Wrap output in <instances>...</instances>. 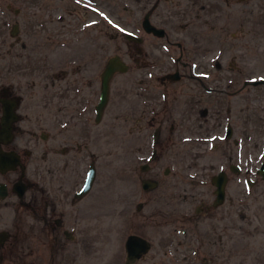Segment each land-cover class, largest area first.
<instances>
[{
	"label": "rangeland",
	"instance_id": "obj_1",
	"mask_svg": "<svg viewBox=\"0 0 264 264\" xmlns=\"http://www.w3.org/2000/svg\"><path fill=\"white\" fill-rule=\"evenodd\" d=\"M44 1L49 7V0L41 3ZM40 4L38 0H0V91L6 60L4 41L16 40L9 33L11 24L18 23L31 46L38 33L30 30L34 20L47 25L48 19L53 18L50 11L37 10ZM57 4L63 10L67 2ZM188 4L186 0H101L99 7L86 5L84 0L68 3L79 17L83 15L81 7L87 6L89 10L98 9L103 18L98 48L96 42L90 44L81 35L82 42H87L84 66L92 81L87 85L88 132L82 151L76 152L79 159L73 165L75 182L70 185L73 189L81 183L87 160H91L95 167L91 187L71 207L66 203L68 199L59 207V198L55 197L59 179L48 170L49 166L53 170L57 154L40 159L37 151H32L23 156L27 188L22 199L31 201V205L37 200L39 193L34 182L39 166L46 198L56 205L52 216L69 218L65 226L73 235L63 239V252L56 246V264L61 258L67 264H122L123 241L128 233L139 234L150 243L146 253L133 264H264V177L254 171L264 160V83L242 85L243 79L264 77V0H202ZM210 5L212 11H205ZM14 8L18 11L14 12ZM149 8L150 22L162 26L170 40L182 41V59L193 65L191 72L216 74L206 80L215 91L202 93L206 106L202 124L200 118H195L198 114H186L185 120L177 123L188 97L184 85L192 84L191 81L157 89L160 94L153 106H160L163 90L169 105L160 125L163 140L157 143L152 142L151 133L158 125L148 123L141 91L156 83L151 74L159 71L158 66L173 64L177 48L141 30L139 20ZM126 32L143 37L140 52L125 37ZM150 48L152 63L146 59ZM112 54L120 55L127 70L112 75L103 114L94 122L91 104L97 97L98 72ZM56 66L58 72L62 64ZM34 113L32 108L22 113L26 118L20 122L24 125L18 133L21 141L31 138L27 131H36L31 120ZM142 113L146 117L136 122L133 116L140 117ZM226 122L231 133L223 138ZM50 134L57 139L73 137L76 128L57 126ZM33 146L28 142L23 147ZM152 148L158 153L154 160L137 154L142 150L149 153ZM142 162L148 163L150 169H139ZM229 164L237 165L238 170H230ZM163 166H168L169 171L163 173ZM62 168L58 165L56 172L61 173ZM220 168L227 174L225 195L222 203L211 206L209 176ZM143 177L156 183L143 190L139 182ZM0 179L6 176L0 174ZM20 199L12 192L0 199V230L8 232L0 264H22L23 256L26 261L37 256L38 236L31 232L34 216L31 209L17 204ZM43 251L42 257H47L49 245L45 244Z\"/></svg>",
	"mask_w": 264,
	"mask_h": 264
},
{
	"label": "flooded vegetation",
	"instance_id": "obj_2",
	"mask_svg": "<svg viewBox=\"0 0 264 264\" xmlns=\"http://www.w3.org/2000/svg\"><path fill=\"white\" fill-rule=\"evenodd\" d=\"M41 1L42 0H38L39 4L41 3ZM62 1L67 2L66 8L63 10L61 9V5L57 4V2L62 3ZM84 1L86 2V5L91 4L96 5L97 7L100 6L101 2V0ZM186 1H188L189 4H194L202 0ZM72 2L73 0H49V7H47L45 1L44 3L38 5L39 9L37 10H40L41 13H44L46 10H48L52 12L53 18L48 19L47 25H42L41 22H39V20L37 19L34 20V23H32V28L30 30H33V32H36L38 30V33L36 34L37 40L33 41L31 46H29V44L27 43L26 39L22 35V32L19 31V25L17 22L11 24V28L9 31L11 35L15 36L16 40H11L9 42L4 41V45L6 44L7 47L5 48L6 60H4L3 64L4 80L2 89L0 91V98L6 99L7 104L10 106L13 117L10 120V136L7 140L0 141V148L4 151L14 152L18 156V160L20 161L22 167L16 165L13 169L0 172V174H2L3 176H6V179H0V182H3L6 185L5 197L12 192L18 198H21L17 202L18 205L32 210L35 227L34 230L32 228L31 232L34 233V236L37 234V240L39 241H37L38 243L36 244L37 246H39V249L37 250V256L35 255V259L33 260V258H29V256L33 257V255L29 253V259L27 261L25 256H23L24 259L21 261L22 264H56V246H58L59 250L63 252V250L60 249L61 247H63V239H70L73 235L70 227L65 226V224L67 223L66 221L69 218L66 219L65 217H59L56 215L52 216V212L55 210L56 205L52 203V200L50 198H46V188L41 185L43 175L40 174V172L42 173L41 167L37 166V168L35 169V176L37 180L34 183L36 184V187H38L37 189L39 193L37 196V200L33 202V205H31V201H25L22 199L27 188V184L25 182L26 164L23 161V156H29L32 151H37L38 158L40 159H43V157L45 156L52 155L53 153L57 154L56 161H54L51 166L53 170L50 168V166L48 167V170L53 173V176H56L59 179L57 184H60V187L58 188V192H55V197L59 198V207L63 206L64 199H68L66 203L70 205L69 207H71V204L73 205V202L81 198L91 187L90 185L86 192L78 194L84 182L89 164H92L94 167V164L91 160H87L81 183H78L79 185L73 189H71L70 185L75 182L72 179L73 174H75L73 165L74 163L77 165L76 160L79 159V157L76 156V152H78V150L82 151V147L84 146V137L88 132L86 117V112L88 111L89 106L87 85L90 81H92V79H88V69L86 66H84V61L86 62L88 58H83V54L85 53L86 49L84 46L87 47V42H82L81 35L86 41H90V44H94L96 42L95 46H97L98 48L102 41L103 18H101V16L98 14V9L94 10L91 8L89 10L87 6H80L83 10V15L81 17H79L76 13L73 14V7L68 5V3L71 4ZM200 7H202L203 9L205 8L203 4H200ZM151 8L144 11L141 19L139 20L141 30L146 35L162 38L165 43L174 45L177 48V54L173 58L172 65H168V62H166L161 64V68L159 66V68L156 66L159 71H156L152 74H143L145 76L150 74L155 76V78L152 80H155L156 83L149 84V88L141 91V101L145 104L146 107L144 111L149 114L147 118L148 123L157 122L158 126L154 127V130L151 133L152 142L157 143L162 142L163 140L159 135L160 125L163 122V119L166 118L167 107L169 106L166 105L168 99L165 90H163L161 97L158 100L160 106H153L154 102L157 100V95L160 94V92H157V89L163 86H167L171 83H179L184 80L191 81L192 84L187 83V85H184V87L187 88L188 92L186 94L188 97L185 99V106H183L179 111V114L177 116V123L179 124L180 122H183L185 120L186 114H198L195 118H200L199 121L200 124H202L205 120L203 114L206 113V106H204L205 104L202 93L210 94L212 91H215V87L210 86L206 82V80H208L209 77H215L216 74L190 71L193 65L189 64L187 60L182 59V56L184 54V45L182 44V41L170 40L168 32H166V30L162 26L150 22L149 16ZM212 8L213 5H210L205 9V11L211 12ZM13 11L17 12L18 9L14 8ZM60 11L64 13H61ZM144 14H147V18L150 24L162 29L161 34L157 35L155 33H152L151 31H145L143 29L141 21ZM49 22L52 25H48ZM34 24H36L35 27ZM131 34H133L137 39L132 38L128 40L132 41L135 44V49L137 50V52H140V44L143 42V37L134 33ZM151 51H153L152 48L148 49V56L146 58L149 62H151L152 60V57L149 56V52ZM117 55L120 57L119 54ZM105 60L100 71L98 72L97 97L95 102L91 104L94 122H97L101 118L104 107L106 105H104L99 117L96 119L95 105L98 101L99 96V78ZM149 62L146 64L149 65ZM57 63L62 64L58 72L56 66ZM244 81L248 82L249 80L243 79L242 82ZM31 108L35 110L34 116L31 120L33 121L32 125L35 127L36 131H27L31 138H25L23 141H21L20 139H18V133L22 132L24 125H22L20 122L24 121L26 118V116H22V113L31 111ZM1 111L2 104L0 102V114ZM133 117L137 122L140 121V119L146 117V114L144 113L143 115L142 113L140 117ZM57 126H74L76 128V134L73 137L68 136V138L57 139L55 136H53V134H50V130L54 129V127ZM227 129L228 122H226L223 126V138H228V135L226 136V133H228ZM33 136L35 137V140L37 139V141H33ZM24 141L33 143V148L28 149L26 147H23L28 143ZM263 142L264 139L262 141V152H264ZM54 143H57L58 145H55ZM137 154L145 155L149 160H154L156 159L158 153L156 152V150H154V148H152L149 153L142 150ZM80 161H83L82 156L80 158ZM261 161L264 160H260L256 168L254 169L255 173L260 177H262V175L257 172V168L259 167ZM58 165L64 166V168L60 169L62 170L61 173L56 172ZM65 168L67 171H69L68 173L71 174L70 176L67 175ZM139 169H150V166L148 165V163L142 162L139 164ZM220 170L224 172L227 180L225 169L220 168L216 172ZM168 171L169 167L163 166L162 172L166 173ZM12 172L17 173L16 175L14 174V176ZM15 181H18L23 189L20 196L17 194L16 190L12 189V185ZM139 182L140 188L145 190L150 188L145 187L148 183H153L154 185L156 183V180L149 177H143L140 178ZM65 184H68L70 187H65ZM213 190L214 185H212V198L209 204L211 206H216L213 204V200L215 198ZM222 201L220 203H222ZM72 220H74V218ZM7 235L8 232L0 230V261L4 257L3 246ZM44 243L49 245V254L47 255V257H45V255L44 257H42L44 253ZM142 255H140L135 261L141 258ZM67 263L68 262L66 259L61 258L60 264ZM122 264H124V259Z\"/></svg>",
	"mask_w": 264,
	"mask_h": 264
},
{
	"label": "water",
	"instance_id": "obj_3",
	"mask_svg": "<svg viewBox=\"0 0 264 264\" xmlns=\"http://www.w3.org/2000/svg\"><path fill=\"white\" fill-rule=\"evenodd\" d=\"M141 25L145 31H151L157 35L162 33L161 28H157L150 24L147 18V14H144ZM125 37L127 39H137L133 34L126 33ZM127 69L126 63L117 55L113 54L109 56L104 63L103 69L100 72L99 78V96L98 101L95 105V118L97 119L102 111V108L106 104L107 97H108V88H109V80L114 72H124ZM247 82L244 81L242 85L246 84ZM249 84L255 85L264 83V78L254 79L248 82ZM0 102L2 104V111L0 114V141H5L10 136V120L12 119V112L10 110V106L7 104L6 99L0 98ZM228 133L226 136L230 135L231 128L228 125L227 129ZM263 150H264V142H263ZM16 165L22 167L20 161L18 160V156L12 151H4L0 148V172H4L9 169L15 168ZM228 168L230 170L236 171L238 170V166L235 164H229ZM264 161L260 162L259 167L257 168V172L264 177ZM94 177V167L92 164H89V167L86 171L84 182L78 192V194L84 193L88 190L91 185L92 179ZM210 183L214 185V194L215 198L213 200V204H219L224 195V185H225V174L223 171H218L215 174L210 176ZM18 181H15L12 185V189L16 190L17 194L20 196L22 194V187ZM144 186V184H143ZM153 186V183H148L147 187ZM6 195V185L3 182H0V199L5 197ZM149 241L144 237L130 233L126 235L123 248L125 250V258L124 264H131L133 263L140 255L145 253L149 248Z\"/></svg>",
	"mask_w": 264,
	"mask_h": 264
}]
</instances>
